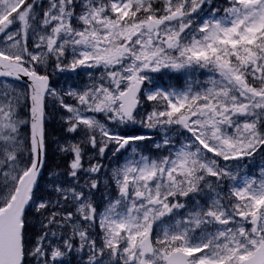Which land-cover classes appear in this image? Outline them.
I'll list each match as a JSON object with an SVG mask.
<instances>
[{"label":"snow or ice","instance_id":"snow-or-ice-1","mask_svg":"<svg viewBox=\"0 0 264 264\" xmlns=\"http://www.w3.org/2000/svg\"><path fill=\"white\" fill-rule=\"evenodd\" d=\"M41 67L89 80L57 90ZM0 77H27L0 90V264H264V163L244 172L264 161V0H0ZM48 97L80 138L37 199ZM109 151L128 155L106 177Z\"/></svg>","mask_w":264,"mask_h":264},{"label":"rangeland","instance_id":"rangeland-1","mask_svg":"<svg viewBox=\"0 0 264 264\" xmlns=\"http://www.w3.org/2000/svg\"><path fill=\"white\" fill-rule=\"evenodd\" d=\"M214 1L219 2L220 0H213ZM157 4H159V0H156ZM225 4V0H221V4L222 6H217V7H223V5ZM13 28H15V26H13ZM29 47H31V45L29 44ZM41 73H44L45 71L47 72V74L50 77V85L54 88H56L57 90H60L62 88H65L68 86V84H73L75 86H80L82 87L84 84L88 83V76L84 74V72H81V74L79 76L72 74V73H57L53 70V68L48 67L47 69L41 67L40 69ZM99 75V72H97V76ZM210 75H212V73L208 72L207 70H201L198 69L196 72L191 74V78L193 80H199L201 82L205 81ZM171 76L173 77L171 80L168 79V77ZM187 75H178V74H173V73H169L167 76H161L160 77V82L161 83H165L167 87V85L169 83L174 84L177 87H183L184 83L187 79ZM179 81V84L176 85V82ZM11 86H15L18 89H22V84L15 82V81H10V80H6L4 78L0 79V90H10ZM65 101L67 103H75L70 97H64ZM147 106V105H146ZM21 112L23 115H27V112L23 109H21ZM61 114L67 115L66 113H64V110L59 108V104L58 102L52 98V97H48L46 100V120H45V130H46V137H47V154L48 157H46V160L52 162V163H57V167H50L48 164L43 167L42 170V174L41 177L39 179L38 182V190L36 191V197L37 199H39L40 197H47L49 195H52L51 193V189H50V179H51V175L53 173L59 174L63 177L64 173L66 172L67 168H68V164L71 161V155L70 153H64L62 151H60V147L64 146V145H68L71 144L77 140H79V135L75 134V133H68L63 126V121L61 120ZM141 115H143V109L141 110ZM136 128L139 127V125H135V126H130V128ZM142 131L145 134H149L153 137L152 139V144L153 142H159L161 140V136L162 134L159 132L154 131V135L151 134V132H149V130L142 128ZM99 135V134H98ZM151 142V141H149ZM151 144V150H153V154L154 157L156 158L158 156L161 155V152H156L158 149H155L152 147ZM162 152H164L163 149H160ZM148 152V151H147ZM91 154V153H90ZM89 154V155H90ZM167 153L164 152V155H166ZM89 155H86L84 160H85V164L87 165V162L89 160ZM128 154L124 153L123 155L121 154H117V156H112L111 152L109 151L107 156L104 157L103 159L100 160V162L104 165V174L106 177H110L111 174V170L113 168H116L117 166H119L120 164H122L126 158ZM65 156H69L68 161L62 162L61 159H63V157ZM257 158L259 159L260 157L257 156ZM93 163H95L96 161L93 160ZM221 163H224L223 161H221ZM258 169L260 167V165L262 163H264V161H259L258 162ZM258 169L256 171H252L254 173V175H256L258 173ZM245 172V171H244ZM246 173V172H245ZM259 174V173H258ZM66 179V177H65ZM103 178L101 180V192L104 191V187H103ZM114 185V184H113ZM7 193V188L4 186L3 182H2V178H0V199H2L4 197V195ZM97 198L98 200H100V195L97 194ZM103 204L101 203V210H102ZM31 212L35 213V208L30 207ZM42 219V217H41ZM41 219L38 221L37 224V230L41 231L40 229V221ZM33 220V219H32Z\"/></svg>","mask_w":264,"mask_h":264},{"label":"trees","instance_id":"trees-1","mask_svg":"<svg viewBox=\"0 0 264 264\" xmlns=\"http://www.w3.org/2000/svg\"><path fill=\"white\" fill-rule=\"evenodd\" d=\"M215 4L220 5L221 0ZM178 84H179V81L176 82V85H178ZM130 129L133 130L134 134H140L139 131L142 130V128L140 126L136 127V128L133 127ZM151 144H152V141L151 142H145L144 145L142 146V148L144 150V154L151 155L152 157H154V154H153L154 151L150 149ZM156 152H159V151L157 150ZM69 156H71V155H69ZM69 156L63 157V159H61V161L62 162L65 161V163H66V161H68V159H69ZM46 157H48V155ZM47 164L50 167H57L58 166L57 163H52V162L46 160V165ZM110 191H111L112 195L114 196L115 195V185H112V188L110 189ZM40 219H41V216L38 213H36V212L32 213L31 209L26 211L27 224H26V228H25V244H26V247L29 249H31L33 247V245L35 244V241H36V237L40 233V231L37 230V224H38V221ZM25 264H31V257L26 258Z\"/></svg>","mask_w":264,"mask_h":264},{"label":"flooded vegetation","instance_id":"flooded-vegetation-1","mask_svg":"<svg viewBox=\"0 0 264 264\" xmlns=\"http://www.w3.org/2000/svg\"><path fill=\"white\" fill-rule=\"evenodd\" d=\"M214 3H217V1H214ZM216 5V4H215ZM225 5V4H224ZM223 5V6H224ZM217 6H222V5H217ZM145 107H146V105H145ZM143 109V108H142ZM141 109V110H142ZM148 110H150V108L148 109ZM139 133H143V131L141 130V131H139ZM151 134H155L154 133V131H152L151 132ZM161 154H164V152H162L161 151ZM209 155H211V154H209ZM259 161H261V159L259 158H256L254 161H249V163H248V166L244 169V171L246 172V174H250V175H254V173L252 172V171H256L257 169H258V162ZM256 175H258V173L256 174ZM227 183V182H226ZM101 199V198H100Z\"/></svg>","mask_w":264,"mask_h":264},{"label":"water","instance_id":"water-1","mask_svg":"<svg viewBox=\"0 0 264 264\" xmlns=\"http://www.w3.org/2000/svg\"><path fill=\"white\" fill-rule=\"evenodd\" d=\"M2 78H5V79H7V80H10V81H15V82H18V83H20V84H22L23 85V83H25V82H27V77H22V80L21 81H16L14 78H11V77H0V79H2ZM43 170V169H42ZM39 179H40V177H39ZM39 182V181H38ZM30 207H28L26 210H28Z\"/></svg>","mask_w":264,"mask_h":264}]
</instances>
